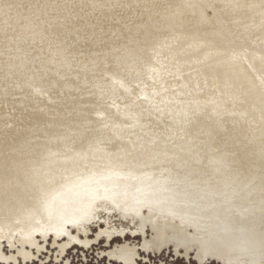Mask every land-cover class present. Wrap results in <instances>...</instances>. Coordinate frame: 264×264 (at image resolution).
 <instances>
[{"label": "rangeland", "instance_id": "374dc122", "mask_svg": "<svg viewBox=\"0 0 264 264\" xmlns=\"http://www.w3.org/2000/svg\"><path fill=\"white\" fill-rule=\"evenodd\" d=\"M206 1L216 31L229 41L228 58L255 68L252 94L264 105V73L254 63L264 40L251 41L264 5L254 12L259 22L233 27L219 0ZM10 7H0L1 27H10ZM115 53L65 61L73 86L0 92V264H247L217 253L228 243L215 235L213 202L222 190L243 187L230 177L228 154L251 176V187L264 189L262 111L256 126L225 105L185 101L166 88L146 96L162 77L142 78L148 68L121 74L108 62ZM216 138L223 140L215 145ZM130 140L142 144L133 158L101 168L102 154ZM247 247L264 264V244Z\"/></svg>", "mask_w": 264, "mask_h": 264}, {"label": "bare ground", "instance_id": "6f19581e", "mask_svg": "<svg viewBox=\"0 0 264 264\" xmlns=\"http://www.w3.org/2000/svg\"><path fill=\"white\" fill-rule=\"evenodd\" d=\"M14 1L0 0V7H5L0 10L5 13L7 6L14 7L11 9L13 12L10 11V15L4 18L10 27L0 26V92L19 88L32 92L39 87L52 89L60 83L73 86L75 77L67 74L63 66L65 61L80 63L90 58L98 60L116 51L108 62L121 74L148 68L142 78H149L148 73H152L151 77H162L163 81L158 80L144 91L146 96L152 97L166 88L168 95L175 94L185 101L225 105L233 112L245 114L248 121L256 126V111L261 110L264 115V105L259 102L258 96L252 94L256 82L255 68L245 61L228 58L229 41L219 29L216 31L211 11L205 6H209L206 0ZM216 1L222 3L221 13L233 27L252 25L261 20L260 17L254 18L255 10L264 5L259 0ZM214 33L219 37H215ZM259 33H264V21L257 25L251 41L264 40V36L255 38ZM47 51H52L53 57ZM254 63L264 73V52L254 57ZM31 75L36 79H27ZM175 85H182L183 88L173 89ZM140 90L135 91L139 93ZM222 140L216 138L214 144L218 145ZM115 144L114 149L102 154L101 168L121 165L125 158H133L137 149L142 147L135 140L125 145ZM223 159L229 162L230 177L244 188L222 190L219 202H213L217 204L213 210L219 220L214 223L215 235L226 238L228 243L227 248L219 249L217 253L223 259L239 256L247 264H258L257 253L247 246L264 244V189L251 187V176L237 171L235 167L241 165H235L236 161L230 154ZM171 162L170 156L162 163L169 166ZM160 163L156 161V169L160 168ZM181 167L182 164L179 165Z\"/></svg>", "mask_w": 264, "mask_h": 264}]
</instances>
